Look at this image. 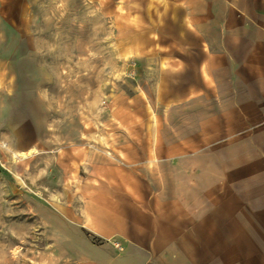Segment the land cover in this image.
Listing matches in <instances>:
<instances>
[{"label":"rangeland","instance_id":"obj_1","mask_svg":"<svg viewBox=\"0 0 264 264\" xmlns=\"http://www.w3.org/2000/svg\"><path fill=\"white\" fill-rule=\"evenodd\" d=\"M262 56L264 0H0V264H264Z\"/></svg>","mask_w":264,"mask_h":264},{"label":"crops","instance_id":"obj_2","mask_svg":"<svg viewBox=\"0 0 264 264\" xmlns=\"http://www.w3.org/2000/svg\"><path fill=\"white\" fill-rule=\"evenodd\" d=\"M191 32H193L194 36H197V38H199V49L201 51H204L205 49L203 47H206V43L203 40L202 35L196 32L194 29H191ZM182 45V43L178 42L179 47H182ZM177 49L179 50V48ZM181 51L185 52V48L183 50L181 48ZM210 55L211 54H209V56ZM183 60L184 58L180 55H178L177 57H170L169 59V61L178 62H181ZM247 60L255 61V58L249 57ZM259 61H261V64L259 63ZM257 63L264 66V56H262ZM203 70L206 75L209 74L207 77H211V79L212 77H214V71L209 70L207 66H203ZM242 108L245 109L247 107ZM257 108H261L262 110L264 109V106H258ZM245 125H249L248 117L245 118ZM109 209L114 213L119 214L122 217L123 222L128 220L124 217L126 212L124 213V211L120 210V208H117V205L114 206L106 202L104 203L102 209H100L99 211H104L106 213ZM129 224L131 225V227H129L130 230L135 228V226L139 228V223L134 225L132 220H130ZM186 236L191 237L190 234L187 235L185 233L183 237L180 231L177 237H175L174 235L172 238L169 237L168 239H166L169 245L164 244L160 249H156V247H153L152 250L144 248L139 242L135 241L132 238H128L129 240L125 241L124 248H122V250L118 254H116V257L113 261H104V263L101 264H218L219 251L216 245H210L208 249H206L207 251H204L205 253H207V255L204 257H201V246L197 244L195 245V242L193 246H184V249L182 248V246H174L176 242H179L176 241L177 239L180 240L186 238Z\"/></svg>","mask_w":264,"mask_h":264},{"label":"bare ground","instance_id":"obj_3","mask_svg":"<svg viewBox=\"0 0 264 264\" xmlns=\"http://www.w3.org/2000/svg\"><path fill=\"white\" fill-rule=\"evenodd\" d=\"M34 152V150L33 149H31V150H28L27 152H26V154L27 155H30L31 153H33ZM11 153H12V155L14 156V157H21L22 158V154H20L19 152H16V151H11ZM13 157V158H14ZM15 159V158H14Z\"/></svg>","mask_w":264,"mask_h":264}]
</instances>
